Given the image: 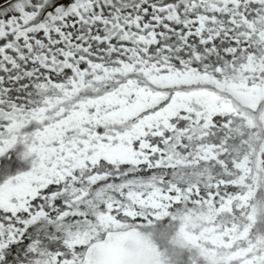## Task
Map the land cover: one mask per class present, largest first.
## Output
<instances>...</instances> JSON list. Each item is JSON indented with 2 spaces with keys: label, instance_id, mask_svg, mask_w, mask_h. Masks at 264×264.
<instances>
[{
  "label": "snow or ice",
  "instance_id": "snow-or-ice-1",
  "mask_svg": "<svg viewBox=\"0 0 264 264\" xmlns=\"http://www.w3.org/2000/svg\"><path fill=\"white\" fill-rule=\"evenodd\" d=\"M0 264H264V0H0Z\"/></svg>",
  "mask_w": 264,
  "mask_h": 264
}]
</instances>
